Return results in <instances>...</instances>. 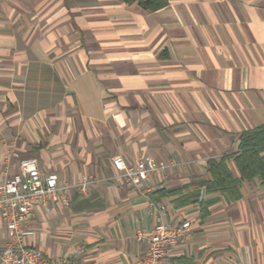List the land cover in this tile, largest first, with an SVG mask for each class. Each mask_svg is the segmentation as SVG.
I'll list each match as a JSON object with an SVG mask.
<instances>
[{"label":"crops","instance_id":"obj_1","mask_svg":"<svg viewBox=\"0 0 264 264\" xmlns=\"http://www.w3.org/2000/svg\"><path fill=\"white\" fill-rule=\"evenodd\" d=\"M261 123L264 0H0V180L33 157L74 185L27 237L62 264H137L139 232L184 219L163 264H264V184L205 191L207 160ZM116 154L167 167L135 186Z\"/></svg>","mask_w":264,"mask_h":264},{"label":"built area","instance_id":"obj_2","mask_svg":"<svg viewBox=\"0 0 264 264\" xmlns=\"http://www.w3.org/2000/svg\"><path fill=\"white\" fill-rule=\"evenodd\" d=\"M111 161L117 176L135 186L146 181L150 174L167 167L151 156H143L131 163L116 154ZM86 185L87 180H83L77 187L84 191ZM73 187V184L60 183L55 172H41L33 157L20 159L18 171L0 180V264H62V260L52 259L30 245L27 237L35 233V211H47L55 204L68 206ZM159 208L163 209V206ZM190 228L189 219L177 224L159 220L146 235L139 232L137 238L146 237L148 248L137 264H163L169 249L182 241Z\"/></svg>","mask_w":264,"mask_h":264},{"label":"trees","instance_id":"obj_3","mask_svg":"<svg viewBox=\"0 0 264 264\" xmlns=\"http://www.w3.org/2000/svg\"><path fill=\"white\" fill-rule=\"evenodd\" d=\"M126 3L136 1L142 8L154 11L167 4V0H121ZM233 156L239 176H235L227 165V159ZM206 170L211 178L207 181V193L219 192L233 201L241 197L243 180L257 177L264 184V123L241 131L238 135V151L234 155L224 154L211 157L206 162ZM197 193L186 195L181 202Z\"/></svg>","mask_w":264,"mask_h":264}]
</instances>
